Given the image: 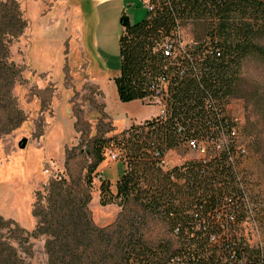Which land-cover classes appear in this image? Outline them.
Here are the masks:
<instances>
[{
    "label": "trees",
    "instance_id": "trees-1",
    "mask_svg": "<svg viewBox=\"0 0 264 264\" xmlns=\"http://www.w3.org/2000/svg\"><path fill=\"white\" fill-rule=\"evenodd\" d=\"M159 1L153 14L147 12L145 19L123 28L118 40L120 64L114 82L121 103L141 100L147 94L148 81L164 73L166 60L159 44L172 35L180 22L209 16L216 20L223 38L211 43L213 54L208 51V45L198 46L193 54L198 79L187 72L173 81L167 121L146 120L142 125L97 140L106 147H116L124 165L114 197L108 189L109 181L103 180L101 188H106L103 190L106 192H101L104 193L101 205L113 198L121 205L133 199L145 209L162 214L173 234L185 241L186 255L179 252L164 258L161 255L164 251L147 248L137 237L139 230L133 218L126 219L124 225L97 227L91 219L87 193L48 183V191L46 187L36 193L32 211L38 219L32 234L46 236L48 264H160L163 260L162 264H264V247L246 248L240 238L229 242L224 236L248 213L244 197L251 201L239 170L237 158L243 156L238 154L236 139L229 138L223 150L218 151L211 142L222 135L206 129L209 120L217 122L213 111L221 109L229 101V95L238 90L243 96L237 73L244 60L254 55L264 61V48L253 42L259 33L264 34V1ZM27 25L16 0H0V98L3 101L10 93L7 84L14 82L7 74L15 68L9 63V48L23 35ZM215 50L220 51L219 57L214 55ZM209 98L211 101L207 103ZM221 121L224 125L231 123ZM190 139L205 141L210 146L211 154L206 156V162L190 161L163 171L166 153ZM94 169L87 173V183ZM124 217L125 214L123 220ZM24 235L15 222L0 217V264L29 261L28 253L24 251L22 257L14 245L15 239ZM221 236L225 239L222 238L216 256L207 250V245L217 244Z\"/></svg>",
    "mask_w": 264,
    "mask_h": 264
},
{
    "label": "rangeland",
    "instance_id": "rangeland-1",
    "mask_svg": "<svg viewBox=\"0 0 264 264\" xmlns=\"http://www.w3.org/2000/svg\"><path fill=\"white\" fill-rule=\"evenodd\" d=\"M16 1L28 25L23 35L10 45L9 63L15 68H11L7 74L14 82L11 85L7 82L10 93L4 99L8 102L0 98V105H3L0 106V217L15 222L24 230L21 242L15 239L17 244L14 245L22 257H25L24 251L28 253L26 256L30 258L26 264H48L46 236L32 234L38 220L33 217L32 211L36 193L44 191L46 187L48 191L51 183L87 193L91 219L97 227L107 228L118 223L124 225L133 218L139 230L137 237L142 239L147 248L164 251L165 255L161 254L164 258L179 252L185 254V241L173 234L168 220L162 214L145 209L133 199L121 205L118 199L113 198L108 204L101 205V196L104 195L101 192H106L103 191L106 188H101L103 180L109 181L108 189L114 197L115 185L124 165L116 147L98 144L99 139H107L119 132L103 112L100 99L103 94L87 75L99 74L100 71L93 66L102 61L107 66L109 77L117 74L120 64L118 40L122 34L120 18L127 16L130 22L137 23L146 18L147 10L138 0L124 5L122 0H104L99 4L96 0H75L80 2L84 11L82 34L86 53L83 54L79 49L71 52L69 47L73 37L66 40L62 61L64 69L51 78L49 73H41L39 69L46 70L45 62L49 59L58 62L61 58V54L58 56L46 43L59 32L60 23L49 20L59 17L63 12L60 11L59 2ZM149 1L155 7L160 2ZM179 33L182 43L194 46L210 47L211 43L222 41L223 38L216 20L209 16L180 22ZM253 42L264 48V34L259 33ZM37 44L40 46L39 51L33 48ZM100 46L104 54H101ZM85 56L93 70L83 71L79 66L76 67ZM237 77L241 79L243 96L235 90L227 100L231 102L232 116L236 119V145L246 150V155L238 157L237 161L252 211L244 214L238 225L225 232L224 236L229 242L240 238L244 247L252 249L264 247V61L249 55L239 68ZM107 100L110 108L116 111V100L109 91ZM67 123L72 128L71 135H64L65 141L60 149V131L57 129L49 133V129L51 124L62 128ZM22 138L28 140L25 149L18 147ZM199 142L205 146L208 157L211 154L210 146L205 141ZM109 151L116 155V161H110ZM200 157L199 152L179 146L166 153L162 170L180 167ZM101 158L103 160L97 163ZM92 167L95 169L87 183V173ZM44 169L60 172L62 178L54 180L44 174ZM110 172L113 173L111 178L108 175ZM98 176L102 178L98 179ZM124 214L125 220L122 218ZM114 231L112 228L111 232ZM27 237L30 239L24 242ZM225 237L221 236L217 244L207 245V250L215 252L217 256Z\"/></svg>",
    "mask_w": 264,
    "mask_h": 264
},
{
    "label": "built area",
    "instance_id": "built-area-1",
    "mask_svg": "<svg viewBox=\"0 0 264 264\" xmlns=\"http://www.w3.org/2000/svg\"><path fill=\"white\" fill-rule=\"evenodd\" d=\"M140 4L149 12L153 14L155 11V6L150 3L149 0H138ZM159 49L162 53V57L166 60L164 66V73L150 79L146 85L147 94L139 101H141L146 106H154L157 109L156 115L151 117L149 120L155 119L160 122H165L169 118V103L171 98L170 86L176 78H182L184 74L190 72L193 78H197L196 65L193 63V54L198 50V46L186 45L181 41V35L179 33V27L172 33L170 37L165 38L159 44ZM211 54H213V49L209 47ZM215 56H220V51L215 50ZM211 99H207V103H210ZM205 109L209 112L208 106ZM233 107L231 102H226L221 109H214L213 114L217 118V122L211 119L206 124V129L211 132H218L222 135L219 139H215L211 142L215 146L216 150H223L224 146L227 144L229 138H237V127L236 119L232 116ZM221 120H230V124H223ZM145 122V121H144ZM143 122V123H144ZM140 123L138 125H142ZM188 150L197 151L201 154L198 160L206 162L205 146L194 139L187 140L183 145ZM238 154L245 156L246 150L243 147L237 148ZM108 158L110 161H116V155L112 152H108ZM44 174L50 176L54 180H60L62 175L60 172H53L51 169H44ZM98 176V179H101ZM245 209L248 213H251L252 209L250 207L251 203L248 197H244ZM214 241V238H212Z\"/></svg>",
    "mask_w": 264,
    "mask_h": 264
},
{
    "label": "crops",
    "instance_id": "crops-1",
    "mask_svg": "<svg viewBox=\"0 0 264 264\" xmlns=\"http://www.w3.org/2000/svg\"><path fill=\"white\" fill-rule=\"evenodd\" d=\"M57 1L59 2L60 11L63 12H61L60 16L58 15L59 17H56L55 19L51 18L49 20L55 23L57 22L60 23L59 32L55 37H50L51 39H48L46 43L50 46L51 50H53L58 56H60L61 54V58L59 57L58 62H54L53 59H49L48 61L45 62L46 70L39 69L41 70V73H49V76H51V78L55 74H58L59 73L58 71L64 69L63 68L64 65L62 64V61H64V48H65L66 40H69L71 37H73L69 47V49H71V52L75 51L76 49H79L83 51V54L86 53L83 34H82L84 11L80 2L79 1L74 2L75 0H57ZM103 1L104 0H96V3L99 4ZM133 1L136 0H122V4L124 5L126 4V2H133ZM130 23L133 24V22ZM39 47L40 46L37 44L36 47L33 48L36 51H39ZM100 52L101 54L105 53L103 52L102 46H100ZM102 64L103 66H101ZM78 66L80 70L83 71H87L89 69L93 70L94 69L93 67H95L96 70L100 71L99 74H94L93 76L90 75L87 76L91 78L93 85H95L97 89L103 94V97L100 98L103 103V109H104L103 112L109 118V121L111 122L113 128L117 129L119 133L129 129L133 125L135 126L140 123H143L144 121L149 120L151 117L156 115L157 109L154 106H146L139 100H135L129 103H121L119 101L115 82H114V78L117 77L119 74V68L117 70V74L111 78L106 72L107 66L105 65L104 61H102L101 64L96 63L92 67L91 63L87 60V56L81 59L80 64L77 65L76 67ZM33 69L39 71L36 68ZM107 91H109L113 96V98L116 100L114 102L115 107L118 108V109L116 108L117 109L116 111L112 110L110 108V105L108 104ZM66 111L68 112L67 109ZM123 121L124 124H122ZM57 129L61 133V138L59 140V146L61 149L65 141V139L63 138L64 135L67 134L70 137L72 128L68 123L66 126H63L62 128L59 127L58 125L54 126V124H51L49 133L56 131ZM43 141L45 142V140ZM108 175L111 178L113 173L110 172L108 173Z\"/></svg>",
    "mask_w": 264,
    "mask_h": 264
},
{
    "label": "water",
    "instance_id": "water-1",
    "mask_svg": "<svg viewBox=\"0 0 264 264\" xmlns=\"http://www.w3.org/2000/svg\"><path fill=\"white\" fill-rule=\"evenodd\" d=\"M120 25H121V27L122 28H127V27H129L130 25H131V23H130V19L127 17V16H122L121 18H120ZM27 143H28V140H27V138H22L19 142H18V147L20 148V149H25L26 148V146H27Z\"/></svg>",
    "mask_w": 264,
    "mask_h": 264
}]
</instances>
